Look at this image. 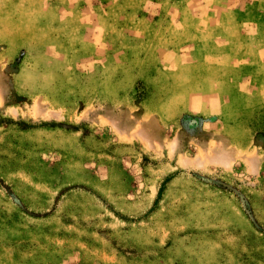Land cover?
Masks as SVG:
<instances>
[{
	"label": "rangeland",
	"instance_id": "obj_1",
	"mask_svg": "<svg viewBox=\"0 0 264 264\" xmlns=\"http://www.w3.org/2000/svg\"><path fill=\"white\" fill-rule=\"evenodd\" d=\"M0 264H264V0H0Z\"/></svg>",
	"mask_w": 264,
	"mask_h": 264
}]
</instances>
